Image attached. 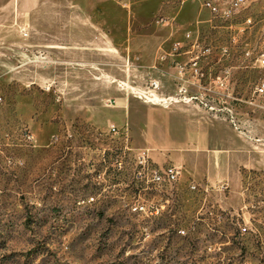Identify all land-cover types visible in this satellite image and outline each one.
I'll return each mask as SVG.
<instances>
[{
    "label": "rangeland",
    "instance_id": "1",
    "mask_svg": "<svg viewBox=\"0 0 264 264\" xmlns=\"http://www.w3.org/2000/svg\"><path fill=\"white\" fill-rule=\"evenodd\" d=\"M230 1L0 0V264H264V0ZM159 120L239 176L134 182Z\"/></svg>",
    "mask_w": 264,
    "mask_h": 264
},
{
    "label": "crops",
    "instance_id": "2",
    "mask_svg": "<svg viewBox=\"0 0 264 264\" xmlns=\"http://www.w3.org/2000/svg\"><path fill=\"white\" fill-rule=\"evenodd\" d=\"M212 137V138H211ZM195 136L192 129L179 126L172 121H155L147 126L145 140L148 143V157L153 166L161 168L173 165L181 168V177L197 179L205 177L210 184L214 183V173L221 178H229L233 181L239 176V172L233 168L232 151L225 147L223 154H214V147H210L209 140H215V136L208 133L199 136V150L195 149ZM227 173L224 176V170Z\"/></svg>",
    "mask_w": 264,
    "mask_h": 264
},
{
    "label": "built area",
    "instance_id": "3",
    "mask_svg": "<svg viewBox=\"0 0 264 264\" xmlns=\"http://www.w3.org/2000/svg\"><path fill=\"white\" fill-rule=\"evenodd\" d=\"M242 5V0H231L227 6H225L220 12L221 17H229L232 13H235ZM203 6L210 12L217 14V9L209 2L203 4ZM264 57V54L261 56ZM260 65H264V59H260ZM261 91V89H259ZM107 132L111 135H117L118 130L113 124L107 126ZM122 167V160L120 157L116 158L112 163V168L115 171H119ZM181 168L178 166L168 165L158 168L153 166L148 157V149H138L133 156V180L136 183H143L149 185L155 191L169 190L171 191L177 184L181 177ZM100 177V174L97 175ZM190 190H195L196 186L189 185ZM226 186H219V189H224ZM202 191H207V188L202 187ZM86 204L94 202V198L86 199ZM168 200L164 199L160 203H153L152 200H140L136 198L134 202L129 206V211L136 215H141L145 219L149 220V217H158L167 205ZM248 219L243 220V224L238 227L240 235L247 234L250 229L248 228ZM143 234L148 237L149 232L144 229ZM182 235L183 232L180 231Z\"/></svg>",
    "mask_w": 264,
    "mask_h": 264
},
{
    "label": "bare ground",
    "instance_id": "4",
    "mask_svg": "<svg viewBox=\"0 0 264 264\" xmlns=\"http://www.w3.org/2000/svg\"><path fill=\"white\" fill-rule=\"evenodd\" d=\"M92 199V198H91Z\"/></svg>",
    "mask_w": 264,
    "mask_h": 264
}]
</instances>
